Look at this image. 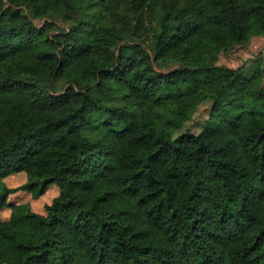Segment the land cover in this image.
Listing matches in <instances>:
<instances>
[{
    "label": "trees",
    "instance_id": "16d2710c",
    "mask_svg": "<svg viewBox=\"0 0 264 264\" xmlns=\"http://www.w3.org/2000/svg\"><path fill=\"white\" fill-rule=\"evenodd\" d=\"M263 36L264 0H0V264H264V60L218 65Z\"/></svg>",
    "mask_w": 264,
    "mask_h": 264
},
{
    "label": "rangeland",
    "instance_id": "374dc122",
    "mask_svg": "<svg viewBox=\"0 0 264 264\" xmlns=\"http://www.w3.org/2000/svg\"><path fill=\"white\" fill-rule=\"evenodd\" d=\"M54 20L61 26H65L60 20L56 18ZM37 24H40V22ZM262 59L264 60V36L252 40L247 47H238L222 52L218 65L232 69H237L241 66L249 68L256 61ZM168 68L174 69L176 66H170ZM168 68H162L161 70H168ZM58 86L62 88V84H58ZM211 109V102L201 104L193 119L186 123L181 130L176 132L175 138L187 132L195 135L201 133L204 124L209 119ZM4 182L11 189H19L27 182V175L24 173L14 174L6 178ZM59 193L60 190L57 185L48 187L46 193L39 198H34L33 195L27 191L19 190L9 196L8 203L11 205L29 204L35 213L45 216L47 206L51 205L53 200L59 196ZM1 215L4 221H8L11 216L10 208H3L1 210Z\"/></svg>",
    "mask_w": 264,
    "mask_h": 264
},
{
    "label": "crops",
    "instance_id": "0c3cea01",
    "mask_svg": "<svg viewBox=\"0 0 264 264\" xmlns=\"http://www.w3.org/2000/svg\"><path fill=\"white\" fill-rule=\"evenodd\" d=\"M257 37H254L252 40L256 39Z\"/></svg>",
    "mask_w": 264,
    "mask_h": 264
}]
</instances>
